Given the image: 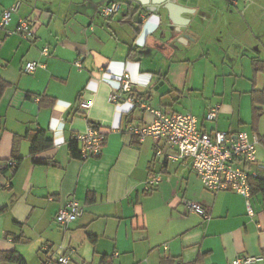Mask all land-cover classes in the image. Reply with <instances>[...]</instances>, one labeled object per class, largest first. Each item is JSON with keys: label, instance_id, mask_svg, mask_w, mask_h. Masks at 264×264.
Segmentation results:
<instances>
[{"label": "crops", "instance_id": "1", "mask_svg": "<svg viewBox=\"0 0 264 264\" xmlns=\"http://www.w3.org/2000/svg\"><path fill=\"white\" fill-rule=\"evenodd\" d=\"M124 1L0 0V24L4 10L21 2L0 26V77L10 84L0 102V253L17 251L26 264H57L61 255L70 264H226L237 257L264 264L262 191L251 193L249 215L243 195L207 190L189 159L158 157V149L169 151L164 141L140 142L129 132L154 120L142 105L163 110L156 100L173 109L176 94L192 87L201 96L200 128L258 139L250 168L264 177V72L253 69L264 62V0H145L139 24L123 18ZM112 2L124 6L107 20L100 10ZM22 19L32 24L33 41L14 33ZM212 57L220 63L197 86L195 66ZM28 62L45 67L27 74ZM122 74L134 95L121 93L118 106L110 96L120 83L106 75ZM82 100L93 105L81 109ZM215 106L218 117L208 121ZM90 123L105 141L99 157L82 160L69 144ZM40 131L54 147L38 158L56 165L33 161L31 135ZM152 174L161 181L146 192ZM72 200L84 214L65 228L56 216Z\"/></svg>", "mask_w": 264, "mask_h": 264}, {"label": "built area", "instance_id": "2", "mask_svg": "<svg viewBox=\"0 0 264 264\" xmlns=\"http://www.w3.org/2000/svg\"><path fill=\"white\" fill-rule=\"evenodd\" d=\"M21 2H16L6 10L1 17V27L8 25L12 16L20 10ZM122 12L121 2H112L102 6L100 14L109 20L119 16ZM15 34L22 36L28 41L34 40L32 24L28 20H20ZM42 54L48 56L49 49H43ZM76 66L81 68V63ZM45 67L42 63L28 62L24 67L27 74L34 73L38 68ZM110 79H115L120 83L119 89L110 96V101L115 105H121V93L131 94L134 84L128 74H122ZM128 101L135 102L132 97ZM135 104V103H134ZM93 105L92 100H82L81 109H88ZM145 110L154 116L152 123L145 126H132L129 128L131 135L137 137L140 142L151 138L156 142L164 141L168 152L162 149L156 151L158 157H165L170 160L191 161L194 174L198 176L205 188L213 193L220 191H235L247 199L248 214L253 211L250 205L251 184L250 180L257 177V173L249 166L256 163V147L258 139L251 140L247 132L233 134L231 132L213 131L211 133L203 131L199 126L198 119L189 113L167 112L161 109H151L142 105ZM219 106L212 107L207 113L206 119L214 121L218 117ZM76 140L79 142L82 160L96 158L102 153V146L105 135L98 125L91 126L90 129L79 135ZM264 168V164L262 165ZM161 181V175L152 174L145 182V191H153ZM186 207L191 213L198 214L206 220L211 216L207 209L197 203L186 202ZM84 214V208L77 200H72L66 207L61 209L56 216V221L62 227L68 228L79 220ZM261 257H237L226 264H255L261 261ZM49 263H52L50 260ZM57 264H70L69 257L58 256Z\"/></svg>", "mask_w": 264, "mask_h": 264}, {"label": "trees", "instance_id": "3", "mask_svg": "<svg viewBox=\"0 0 264 264\" xmlns=\"http://www.w3.org/2000/svg\"><path fill=\"white\" fill-rule=\"evenodd\" d=\"M126 3L129 6V10L123 18H125L126 20H133L134 19V9L132 7V3L130 1H124V4H126ZM136 23L139 24L140 22L137 21ZM137 32L140 33V29ZM253 69H254V72H256V73L264 72V62L255 61L253 64ZM9 87H10V84L8 82L4 81L0 77V102L3 98L5 91ZM133 95H134V93H133ZM138 97L143 98V97H145V95L139 94ZM53 103H54V101L51 102V105ZM255 111L259 112V110L257 108L255 109ZM90 125L93 126L92 123H90ZM31 136H33V137H32V147H31L30 154L33 157L34 163L38 164V165H56L53 160L38 158L39 154H42L46 151L53 149L54 144H53L52 139L48 138L47 134L45 132H42V131L37 132L34 135L32 134ZM79 147H80L79 142L76 139L71 141L69 144V150H70L71 154L74 157H79L80 159H82L81 151H80ZM252 165H254V164H252ZM252 165H250L249 168ZM9 166H10L9 168L16 167L17 162L14 160H11L9 162ZM3 171H5V169H3ZM250 184H251V193L252 194H254L257 191H262L264 194V177L257 175V177L251 178ZM0 260H2L4 262L14 263V264H26V260L17 251L1 252L0 253ZM48 264H53V263L48 262Z\"/></svg>", "mask_w": 264, "mask_h": 264}, {"label": "rangeland", "instance_id": "4", "mask_svg": "<svg viewBox=\"0 0 264 264\" xmlns=\"http://www.w3.org/2000/svg\"><path fill=\"white\" fill-rule=\"evenodd\" d=\"M123 5V3H122ZM124 6V5H123ZM141 18L139 16V14H136L134 16V22L139 21ZM214 62H219V59L212 57L209 61L207 60H203L198 62V64L195 66L196 67V74L194 72V82L197 84H199V82H202V78L204 76H208L209 74L212 73V70L214 68ZM177 79V77H175ZM173 79V78H172ZM174 80V84L178 85L181 84L179 86H183L182 83H178L177 80ZM180 82V81H179ZM157 88V86L155 87V89ZM192 87H189V89L182 91H179V93L176 94V97L174 98V103L172 105L173 109H171L172 107H166L164 105L161 104V102H157L156 100L154 101V103L156 104L157 108H162L163 110L169 109V110H173L172 112H177V113H189L192 114L193 116H197V113L199 111V107L201 104V96L200 93H196V91H193V89H190ZM208 93V91H207Z\"/></svg>", "mask_w": 264, "mask_h": 264}, {"label": "water", "instance_id": "5", "mask_svg": "<svg viewBox=\"0 0 264 264\" xmlns=\"http://www.w3.org/2000/svg\"><path fill=\"white\" fill-rule=\"evenodd\" d=\"M128 1H130L132 3V7L134 9V16L136 14L141 15L142 11H144V9H145L143 7V4H142L143 1H145V0H128ZM125 5L129 8L127 3ZM155 8L153 9L154 11H155ZM168 9L170 10L171 8L169 7ZM185 38L188 39V37H185ZM162 86H163V83L162 82L159 83L158 87H162ZM156 89H158V88H156ZM159 92L162 93V90H159Z\"/></svg>", "mask_w": 264, "mask_h": 264}]
</instances>
